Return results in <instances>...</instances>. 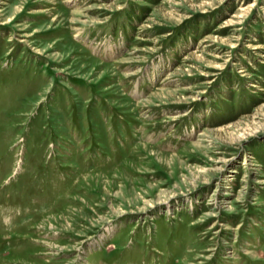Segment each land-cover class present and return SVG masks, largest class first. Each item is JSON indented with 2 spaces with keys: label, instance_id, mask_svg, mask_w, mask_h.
<instances>
[{
  "label": "rangeland",
  "instance_id": "1",
  "mask_svg": "<svg viewBox=\"0 0 264 264\" xmlns=\"http://www.w3.org/2000/svg\"><path fill=\"white\" fill-rule=\"evenodd\" d=\"M0 264H264V0H0Z\"/></svg>",
  "mask_w": 264,
  "mask_h": 264
}]
</instances>
